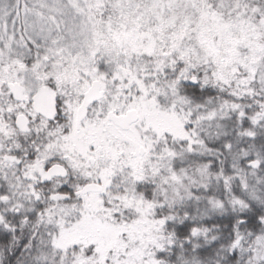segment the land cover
I'll use <instances>...</instances> for the list:
<instances>
[{"label":"snow or ice","instance_id":"obj_1","mask_svg":"<svg viewBox=\"0 0 264 264\" xmlns=\"http://www.w3.org/2000/svg\"><path fill=\"white\" fill-rule=\"evenodd\" d=\"M0 264H264V0H0Z\"/></svg>","mask_w":264,"mask_h":264}]
</instances>
